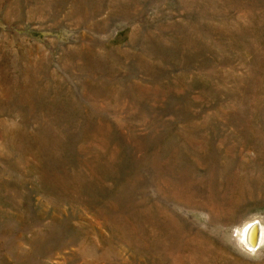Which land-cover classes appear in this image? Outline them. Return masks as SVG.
Instances as JSON below:
<instances>
[{"label": "rangeland", "instance_id": "obj_1", "mask_svg": "<svg viewBox=\"0 0 264 264\" xmlns=\"http://www.w3.org/2000/svg\"><path fill=\"white\" fill-rule=\"evenodd\" d=\"M0 264H264V0H0Z\"/></svg>", "mask_w": 264, "mask_h": 264}, {"label": "bare ground", "instance_id": "obj_2", "mask_svg": "<svg viewBox=\"0 0 264 264\" xmlns=\"http://www.w3.org/2000/svg\"><path fill=\"white\" fill-rule=\"evenodd\" d=\"M241 226L242 227L238 235L243 237L244 241L249 244V246H252L253 244L255 245V243L260 241L262 237V228L260 229V225H258V223L250 221Z\"/></svg>", "mask_w": 264, "mask_h": 264}]
</instances>
